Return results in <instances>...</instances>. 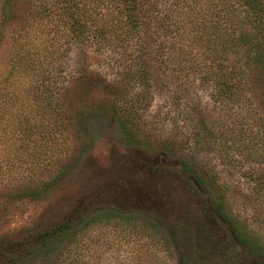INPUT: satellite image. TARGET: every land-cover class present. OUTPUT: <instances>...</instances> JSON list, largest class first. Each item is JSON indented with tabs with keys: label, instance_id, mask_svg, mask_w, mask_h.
<instances>
[{
	"label": "rangeland",
	"instance_id": "1",
	"mask_svg": "<svg viewBox=\"0 0 264 264\" xmlns=\"http://www.w3.org/2000/svg\"><path fill=\"white\" fill-rule=\"evenodd\" d=\"M32 9L0 0V264L66 222H80L75 238L17 264H264L235 234L264 247V200L249 199L217 150L195 142L199 119L219 112L213 84L181 72L151 86V42L139 64L141 49L70 46L57 18ZM46 91L47 108L33 97ZM251 100L263 112L260 89ZM107 106L115 110L88 130L82 113ZM185 159L206 182L185 173Z\"/></svg>",
	"mask_w": 264,
	"mask_h": 264
},
{
	"label": "trees",
	"instance_id": "2",
	"mask_svg": "<svg viewBox=\"0 0 264 264\" xmlns=\"http://www.w3.org/2000/svg\"><path fill=\"white\" fill-rule=\"evenodd\" d=\"M28 1L33 4L31 14L35 18H57L70 46L96 42L111 49H141L133 59L139 64L146 61L143 50L147 49L146 42H151V80L155 81L151 86L171 84L181 72L188 79L193 75L213 84L212 95L219 112L199 119L196 125L200 139L195 142H206L217 150L222 164L238 183L248 186L249 199L264 200V109L254 111L251 100L259 89L264 97V0ZM3 9L8 7L3 5ZM53 56L51 53L48 60H54ZM130 70L126 71L129 76ZM49 95L48 91L34 92L33 97L47 108ZM155 97L151 94V101ZM226 108L230 109L228 113ZM114 110L107 106L92 113L84 111L83 119L90 117L88 130L95 131V121ZM185 115L190 117L189 112ZM118 124L126 127L124 122ZM176 146L178 141L170 143L169 152L174 153ZM182 164L187 175H199V180L206 182L195 164L186 159ZM28 188L36 195L45 186ZM225 207L226 197L220 193L217 211L229 221ZM79 224L66 222L51 238L42 235L40 244L23 255L13 256L9 263L17 264L30 254H47L58 242L75 238L81 230ZM235 234L249 248L264 255V247L257 246L250 239L253 237L242 235L238 228Z\"/></svg>",
	"mask_w": 264,
	"mask_h": 264
}]
</instances>
